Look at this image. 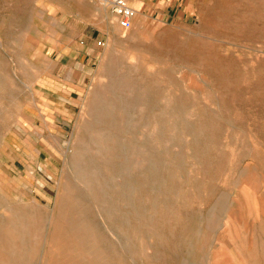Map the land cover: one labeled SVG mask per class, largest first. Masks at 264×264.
Returning <instances> with one entry per match:
<instances>
[{"label": "rangeland", "instance_id": "1", "mask_svg": "<svg viewBox=\"0 0 264 264\" xmlns=\"http://www.w3.org/2000/svg\"><path fill=\"white\" fill-rule=\"evenodd\" d=\"M183 2L0 0V264H264V0Z\"/></svg>", "mask_w": 264, "mask_h": 264}, {"label": "crops", "instance_id": "2", "mask_svg": "<svg viewBox=\"0 0 264 264\" xmlns=\"http://www.w3.org/2000/svg\"><path fill=\"white\" fill-rule=\"evenodd\" d=\"M128 4L135 14H157V16L164 19L169 18L170 13L183 5L184 2L183 0H129ZM93 41V34L86 36L85 39L71 47L69 52L61 56L60 60L56 62L57 72L53 79L64 80L63 84L68 87L66 88L68 89L66 104L69 105V109L74 106L73 101H75L78 93L84 89L91 79V72L97 58V50ZM53 93L64 95L61 90H53ZM58 100L61 101L62 98L59 97ZM62 105L60 109H62ZM68 114L69 110L65 116H71ZM59 123L62 124L61 121H58L56 125L60 127Z\"/></svg>", "mask_w": 264, "mask_h": 264}, {"label": "built area", "instance_id": "3", "mask_svg": "<svg viewBox=\"0 0 264 264\" xmlns=\"http://www.w3.org/2000/svg\"><path fill=\"white\" fill-rule=\"evenodd\" d=\"M95 1L110 9V11L117 17L118 25L122 30H128L131 27L134 11L128 4L129 0Z\"/></svg>", "mask_w": 264, "mask_h": 264}]
</instances>
